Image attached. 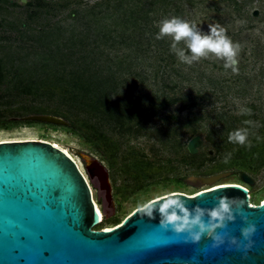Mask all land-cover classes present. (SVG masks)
<instances>
[{
    "label": "rangeland",
    "instance_id": "374dc122",
    "mask_svg": "<svg viewBox=\"0 0 264 264\" xmlns=\"http://www.w3.org/2000/svg\"><path fill=\"white\" fill-rule=\"evenodd\" d=\"M103 1L0 0V61H5L9 67L19 62L18 57L25 60L28 49L18 50L19 45L31 47L33 41L25 39L24 43L20 36L22 31L29 35L41 32L44 36L39 43H34L44 50L51 42L61 39L66 28L75 26L77 30L90 33L89 51H71L64 59L65 68L56 67V61L60 65L58 59L51 62L49 69H56L59 79L52 72H44L45 79L54 86L50 92L36 98L37 105L43 101L49 107L59 105L69 109L64 93L71 88V81L85 86L90 83V94L85 92L81 96L90 104L88 110L74 108L75 114L71 116L75 119L78 116L81 122L95 116L92 118L95 123L96 116L101 118L105 111L107 124L117 115L108 102L105 105L102 102L101 82L111 72L118 86L125 82V87H130L126 97L135 104L131 113L135 121L140 115L145 117L148 109L157 110L164 101L173 102L156 112L152 118L154 125L137 135L122 138L110 127L107 142L94 144L89 138L92 133L79 124L76 132L71 131L70 121L63 115L59 117L65 123L60 124L30 118L36 113L9 116L11 121L0 124V140L42 138L56 141L79 160L85 171L86 157L103 161L110 172L114 203L108 204L97 179L90 181L93 196L105 213L104 219L93 226L95 229L117 226L136 209L161 196L174 192L195 195L218 183L244 184L250 190L252 202L262 203L264 0H175L169 13L154 12L157 37L153 41L160 46H176L174 50L168 48L173 56L167 66L163 56L155 51L156 47L147 48V36L140 38L145 46L138 51L140 55L124 44L111 49L104 45L103 37L95 40V33L108 32L111 18L97 23L74 17L76 8L92 9L93 6L94 14L101 16L108 11L105 5L98 6ZM255 9L259 10L258 15H254ZM29 51L34 52L33 49ZM110 57L124 62L120 60L117 65ZM24 63L32 68L45 64L42 60L36 64L33 57ZM18 99L26 100L29 107L36 105L33 96ZM2 107L0 105V109ZM85 132L87 134H81ZM198 134L203 143L193 154L188 150V143ZM226 171L231 174L214 183L194 179ZM243 173L254 182H246Z\"/></svg>",
    "mask_w": 264,
    "mask_h": 264
},
{
    "label": "water",
    "instance_id": "95a60500",
    "mask_svg": "<svg viewBox=\"0 0 264 264\" xmlns=\"http://www.w3.org/2000/svg\"><path fill=\"white\" fill-rule=\"evenodd\" d=\"M30 118L65 123L52 114ZM202 143L198 134L188 150L197 153ZM85 161L89 181L98 180L112 206L109 169L97 157ZM230 174L194 179L214 183ZM89 181L51 141L0 142V264H264V201L252 204L238 183L194 196L171 193L117 226L95 229L100 219Z\"/></svg>",
    "mask_w": 264,
    "mask_h": 264
},
{
    "label": "trees",
    "instance_id": "16d2710c",
    "mask_svg": "<svg viewBox=\"0 0 264 264\" xmlns=\"http://www.w3.org/2000/svg\"><path fill=\"white\" fill-rule=\"evenodd\" d=\"M173 1L175 0H105L102 4H98V6L105 5V7L108 8V11L101 13V16L98 15V13L94 14V6L92 9H88L86 7V9L76 8L73 11V15L77 19L79 18V20L85 19L89 22H92L94 20V22L97 23L106 21L107 18H111L112 22L109 24L110 27L108 28V32L105 31L102 33H95V40L99 41L100 37H103L104 45L111 47V49L124 44L126 47L132 48V51L137 53L138 51H142L145 48L140 38L145 39V37L147 36L149 42V44L146 45L147 48L156 47L155 51L158 55L163 56V61H166V64L164 63V65L167 66V61H169L173 56L172 52L168 53L170 51L169 49L172 48L174 50L176 46L172 45L171 48L169 47V44L160 46L158 43L153 41V38L157 37L156 29L154 27L155 16H153V13L157 11L169 13V11L171 10L169 9V7H171V3H173ZM28 4H31V1H29ZM77 29L78 28H76L75 26L68 29L66 28L62 38L51 42L44 50H41L40 47H38L34 43H39L42 36H44L41 32H39L40 34L35 35H29L27 31H22L20 33V36L24 43L28 39L33 41V43H31V47L19 45L18 50L20 49L22 51V49L24 48L28 49L25 53L26 55H24L25 60H28L29 57H33L36 64H39L41 60L45 62V64L41 67H39L38 65L37 67L32 68L24 63L25 60H23L21 57H18L19 62L16 64L12 63L8 67L6 66V64H4L5 61H0V105L3 106L0 109V124H5L11 121L9 120V116L16 117L35 113H47L57 116L63 115L62 117H66L67 119H69L70 124L68 127H70L71 131L76 132V126L78 124L83 126V130H89V132L92 133V135L89 134V138L94 144L99 141L102 142L103 140L106 142L108 141L107 129H110V127H112V129L110 130L120 135V137L125 138L130 134L137 135L144 128L154 125L152 118L154 117V115H156V112H158L161 108H166V106L171 104L173 101H164L162 106H158L159 109L156 108L157 110L148 109L149 111L145 117H142V115H140L141 117L135 121L133 120V117L131 115L132 111L135 110V104L131 99V101L127 100L126 97L128 93L127 88L130 87H125V82L123 85L118 86L116 83L117 79L113 77L112 72L111 75H108V77L106 76L107 79L104 78L101 82L103 91L102 102L104 103V105L106 102H108L109 106L112 108L111 110H113L114 113L117 114L116 118H112V121H110L111 119H109V123H107L108 126L105 120V111H102L101 118L99 116H96L95 123L92 122V118H95V116H92L91 119L90 117H87L86 120L82 119V122L80 119H78L77 115H75L77 116L76 119L71 116L72 114H75L74 108L76 109L83 107L88 110L87 106H89L90 104L86 100L82 99L81 96H83L85 92L88 93V95L90 94L92 90V85L90 83L85 86L80 84H73L71 81V88H68L67 92L65 91L64 93L67 97L66 99L69 102V109L64 108L66 111L62 109V106L59 105H57L55 108L49 107V105H45V102L42 103L43 101H40V105H37L39 103H37L36 98L45 95L46 92H50L51 87L54 86V83L51 84L47 81V79H45L46 77L44 75V72H46L47 74L48 72H52L56 77L59 76L58 71H55L56 69H49L51 62H54V60L58 59V61L60 60V65L59 63L57 64L56 61V67L63 66L65 68L67 62L64 61V59L69 56V53L71 51H73L74 49H79V51L81 52L89 51V48L87 47H90V45L92 44H90V42L88 41L90 40L88 39L90 33L85 32L83 29ZM165 37L166 36L164 35V38ZM164 38L163 43H165ZM32 49L34 50V52L29 51ZM110 54L111 52H108V56H110ZM113 58L114 57H110L111 62L115 61ZM120 60L121 62H124L123 59ZM120 60L119 62L115 61V64L118 65L120 63ZM33 71L36 73H33ZM121 83H123V81H121ZM56 85L58 86L59 84L57 83ZM129 92H131V90ZM131 94L132 92L129 93V96H131ZM27 96L35 97L34 104L36 105H33V107H29L25 104L26 100L18 99V97L24 98ZM49 109H51L50 112H47ZM22 112H26V114H22ZM156 125L159 127L165 126V124ZM91 129H93V131ZM81 134L84 135L87 133L85 132Z\"/></svg>",
    "mask_w": 264,
    "mask_h": 264
},
{
    "label": "bare ground",
    "instance_id": "6f19581e",
    "mask_svg": "<svg viewBox=\"0 0 264 264\" xmlns=\"http://www.w3.org/2000/svg\"><path fill=\"white\" fill-rule=\"evenodd\" d=\"M28 139H39V138H28ZM13 140H18V141H21V140H26V139H10V140H0V142H2V141H13ZM43 140H47V139H43ZM47 141H51V140H47ZM55 146H57V147H59V148H61V149H63L67 154H69L76 162H77V164H78V166H79V168L83 171V173L85 174V176L87 177V180L89 181V178H88V176H87V174L85 173V170L83 169V167H82V165H81V163L79 162V160L75 157V156H73V154H71L70 153V151L68 150V149H66V148H64L63 146H61L58 142H56V141H51ZM89 183H90V185H91V182L89 181ZM232 183H238V182H232ZM229 184H231V183H227V182H225V183H218V184H215V185H212V186H210L209 188H207V189H209V190H211V189H214V188H216V187H218V186H223V185H229ZM238 184H240V183H238ZM240 185H242V186H244V187H246V188H248L246 185H244V184H240ZM91 188H92V191L94 192V189H93V187H92V185H91ZM206 189V190H207ZM248 191H249V194H250V190H249V188H248ZM174 193H176V192H174ZM169 195V194H168ZM168 195H165V196H168ZM188 195H191V194H188ZM194 196V195H193ZM251 196V195H250ZM162 197V196H161ZM161 197H159V198H161ZM159 198H156V199H159ZM95 199V198H94ZM153 201V200H152ZM95 202H96V210H97V212L99 213V219H100V221H102L103 219H104V217H105V213L103 212V210H102V208H101V206L99 205V203L95 200ZM151 202V201H150ZM149 202V203H150ZM250 202L253 204V202H252V200L250 199ZM148 203V204H149ZM147 204V205H148ZM107 229H110V228H107Z\"/></svg>",
    "mask_w": 264,
    "mask_h": 264
},
{
    "label": "flooded vegetation",
    "instance_id": "af4514ba",
    "mask_svg": "<svg viewBox=\"0 0 264 264\" xmlns=\"http://www.w3.org/2000/svg\"><path fill=\"white\" fill-rule=\"evenodd\" d=\"M263 202V201H262ZM107 229V228H106Z\"/></svg>",
    "mask_w": 264,
    "mask_h": 264
}]
</instances>
